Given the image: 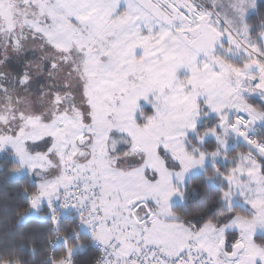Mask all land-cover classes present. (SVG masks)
I'll use <instances>...</instances> for the list:
<instances>
[{
	"label": "snow or ice",
	"instance_id": "obj_1",
	"mask_svg": "<svg viewBox=\"0 0 264 264\" xmlns=\"http://www.w3.org/2000/svg\"><path fill=\"white\" fill-rule=\"evenodd\" d=\"M0 212V264H264V0H0Z\"/></svg>",
	"mask_w": 264,
	"mask_h": 264
},
{
	"label": "trees",
	"instance_id": "obj_2",
	"mask_svg": "<svg viewBox=\"0 0 264 264\" xmlns=\"http://www.w3.org/2000/svg\"><path fill=\"white\" fill-rule=\"evenodd\" d=\"M3 216L4 214L0 212V217H3ZM0 223H2L3 225L2 227H0V236H3V234L8 231V222L6 219H3L2 221H0ZM3 238L7 239L6 236H4Z\"/></svg>",
	"mask_w": 264,
	"mask_h": 264
}]
</instances>
